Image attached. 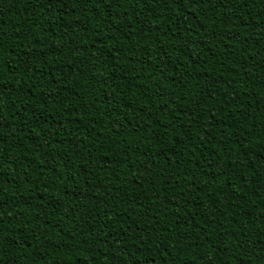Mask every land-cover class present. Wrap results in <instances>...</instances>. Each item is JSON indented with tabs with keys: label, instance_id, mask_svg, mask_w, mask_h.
Wrapping results in <instances>:
<instances>
[{
	"label": "trees",
	"instance_id": "1",
	"mask_svg": "<svg viewBox=\"0 0 264 264\" xmlns=\"http://www.w3.org/2000/svg\"><path fill=\"white\" fill-rule=\"evenodd\" d=\"M0 264H264V0H0Z\"/></svg>",
	"mask_w": 264,
	"mask_h": 264
}]
</instances>
